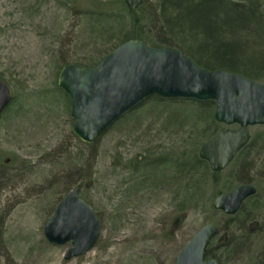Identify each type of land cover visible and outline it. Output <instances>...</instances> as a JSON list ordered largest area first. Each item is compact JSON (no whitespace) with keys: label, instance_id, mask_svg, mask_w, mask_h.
Returning <instances> with one entry per match:
<instances>
[{"label":"rangeland","instance_id":"374dc122","mask_svg":"<svg viewBox=\"0 0 264 264\" xmlns=\"http://www.w3.org/2000/svg\"><path fill=\"white\" fill-rule=\"evenodd\" d=\"M160 1L143 0L134 13L149 22ZM261 6L264 11V0ZM85 8L118 18L107 21L109 31L103 35ZM129 19L124 0H0V77L13 93L0 115V264H175L179 250L205 223L233 240L247 238L231 258L215 247L218 236L213 238L210 252L216 257L211 258L219 264H264L259 256L264 248V121L248 128L247 148L217 182L203 185L195 201L184 196L187 186L172 177L170 165L140 171L124 167L135 157L169 153L175 159L182 151L198 152L215 133L196 118L207 114L194 100L151 95L89 145L71 132V104L56 83L60 66L92 65L120 44L127 24L120 29L119 22ZM191 53L203 62L195 50ZM256 82L264 85V80ZM219 125L216 133L237 128ZM242 176L257 195L231 218L214 209L210 197L244 184ZM78 185L80 197L100 219L101 232L87 253L65 260L70 243H50L43 225Z\"/></svg>","mask_w":264,"mask_h":264},{"label":"water","instance_id":"95a60500","mask_svg":"<svg viewBox=\"0 0 264 264\" xmlns=\"http://www.w3.org/2000/svg\"><path fill=\"white\" fill-rule=\"evenodd\" d=\"M134 11L142 0H124ZM57 85L71 102V132L83 143H92L114 121L150 95L164 98L211 99L214 119L234 130L217 132L204 142L198 155L211 171L223 170L250 140L249 126L264 119V86L244 75L222 68L208 69L172 46L154 47L140 39H128L92 66L63 65ZM12 91L0 78V113L10 103ZM80 187L71 189L53 209L43 225L45 238L54 244L70 242L64 253L69 260L87 253L97 242L101 222L93 209L79 197ZM256 193L251 184L216 195L212 207L235 214L243 201ZM217 234L206 223L178 252L175 264H217L206 259V246Z\"/></svg>","mask_w":264,"mask_h":264},{"label":"trees","instance_id":"16d2710c","mask_svg":"<svg viewBox=\"0 0 264 264\" xmlns=\"http://www.w3.org/2000/svg\"><path fill=\"white\" fill-rule=\"evenodd\" d=\"M261 1L161 0L157 7L156 17L151 18L149 22L138 14L131 13L125 6L130 19L129 22L128 20L119 22L120 29H122L121 27H123L124 23L127 24L126 29L124 28L125 30L120 35V39L122 40L121 42L127 39H141L154 47L173 46L184 51L199 65L208 69L222 68L241 73L254 81L264 80V11ZM80 10L82 9L80 8ZM83 11L91 21L97 20L95 25H100L96 32L103 35L109 31V25L106 28L104 27L108 24L107 21L110 22V20L118 18L116 14H111L107 10L100 8H85ZM121 17L119 16V18ZM146 23L149 25L146 26ZM247 39L250 42L254 40V42L248 43ZM191 49L195 50L198 56L203 58V62L191 53ZM106 53L103 52L96 62H92V65L85 66H94ZM64 95L70 102L67 94L64 93ZM180 99L194 100L198 105L197 108H204V112L207 114L205 115L206 117L202 115L204 113H201L196 118L206 120L204 126L205 128L208 127V129H205V131H214L216 133L215 127L221 129L220 123L216 122L213 117L215 108L213 100ZM248 144L238 152L233 161L243 153ZM164 164L165 166L170 165L173 178L181 179L184 185L187 186L185 192L183 191L184 196H187L188 200L191 201L201 197L198 192L201 191L207 181L217 182L225 171V169L218 172L211 171L208 163L198 156V152L194 151L189 153L182 151L175 159L169 153H163L156 158L144 156L143 160L135 157L133 161L125 163L124 167L125 169L131 168L132 171H140L142 166L154 168ZM241 183L251 182L245 176H242ZM220 192L214 193L210 200ZM192 193L197 195L193 196ZM256 195L257 192L254 196ZM243 204L239 211L242 209ZM230 217L232 218V216ZM249 230L251 231V229ZM245 239L247 238L242 236L239 240H233L231 235L227 237L218 234L215 247L221 251L222 255L231 258L235 256L240 248L242 249L245 246ZM211 244L210 242L207 248L208 258L216 257L214 252H210ZM259 256H261L260 258L263 261L264 248Z\"/></svg>","mask_w":264,"mask_h":264},{"label":"bare ground","instance_id":"6f19581e","mask_svg":"<svg viewBox=\"0 0 264 264\" xmlns=\"http://www.w3.org/2000/svg\"><path fill=\"white\" fill-rule=\"evenodd\" d=\"M153 178V177H152Z\"/></svg>","mask_w":264,"mask_h":264}]
</instances>
